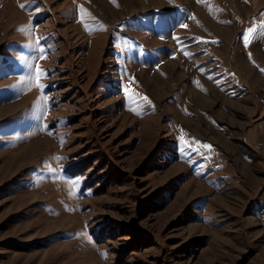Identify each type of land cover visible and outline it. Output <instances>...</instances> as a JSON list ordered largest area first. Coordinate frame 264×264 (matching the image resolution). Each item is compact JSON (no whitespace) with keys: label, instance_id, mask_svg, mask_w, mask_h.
<instances>
[{"label":"rangeland","instance_id":"374dc122","mask_svg":"<svg viewBox=\"0 0 264 264\" xmlns=\"http://www.w3.org/2000/svg\"><path fill=\"white\" fill-rule=\"evenodd\" d=\"M262 70L264 0H0V264H264Z\"/></svg>","mask_w":264,"mask_h":264},{"label":"built area","instance_id":"2783aa9c","mask_svg":"<svg viewBox=\"0 0 264 264\" xmlns=\"http://www.w3.org/2000/svg\"><path fill=\"white\" fill-rule=\"evenodd\" d=\"M260 147H261V149H260ZM256 150L258 151H260V150H262V146H257L256 147ZM262 151H264V150H262ZM263 155V157H264V153L262 154ZM260 205L258 206V209H257V211H256V216L258 217V219H259V221H261V222H264V192H263V197H262V199L260 200Z\"/></svg>","mask_w":264,"mask_h":264},{"label":"snow or ice","instance_id":"6c2138e0","mask_svg":"<svg viewBox=\"0 0 264 264\" xmlns=\"http://www.w3.org/2000/svg\"><path fill=\"white\" fill-rule=\"evenodd\" d=\"M21 7H24V5H21ZM251 31V30H250ZM264 71V70H262ZM40 72H39V69L37 70V75L39 76ZM38 87H41V85L37 84ZM205 147H210L208 145H205Z\"/></svg>","mask_w":264,"mask_h":264}]
</instances>
